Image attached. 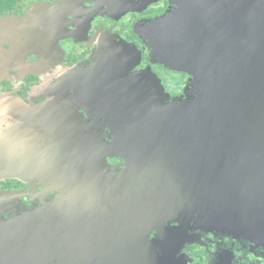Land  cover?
<instances>
[{
    "label": "flooded vegetation",
    "instance_id": "flooded-vegetation-1",
    "mask_svg": "<svg viewBox=\"0 0 264 264\" xmlns=\"http://www.w3.org/2000/svg\"><path fill=\"white\" fill-rule=\"evenodd\" d=\"M188 2L232 10L227 0H0V216L55 197L75 207L102 200L104 212L116 187L141 183L149 140L163 136L148 130L155 109L196 92L188 70L154 54L157 21L198 10ZM257 220L215 230L190 222L166 243L186 237L176 264H264Z\"/></svg>",
    "mask_w": 264,
    "mask_h": 264
},
{
    "label": "water",
    "instance_id": "water-1",
    "mask_svg": "<svg viewBox=\"0 0 264 264\" xmlns=\"http://www.w3.org/2000/svg\"><path fill=\"white\" fill-rule=\"evenodd\" d=\"M227 2L232 10L188 2L198 10L154 27L155 56L188 70L196 92L155 109L148 130L163 136L149 140L141 183L116 187L104 212L102 200L75 207L55 197L0 216V264H176L186 237L171 239L168 258L155 245L190 222L264 225V0Z\"/></svg>",
    "mask_w": 264,
    "mask_h": 264
},
{
    "label": "rangeland",
    "instance_id": "rangeland-1",
    "mask_svg": "<svg viewBox=\"0 0 264 264\" xmlns=\"http://www.w3.org/2000/svg\"><path fill=\"white\" fill-rule=\"evenodd\" d=\"M154 45H157L159 47V45L157 43H155ZM47 201H49V200L47 199ZM168 243H169V240H168ZM160 244L162 245V247H167V250H168L169 245L166 243V241H160Z\"/></svg>",
    "mask_w": 264,
    "mask_h": 264
}]
</instances>
